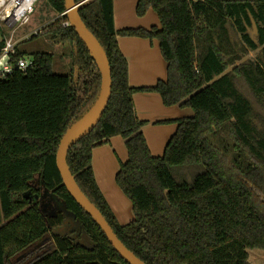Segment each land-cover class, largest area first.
Masks as SVG:
<instances>
[{
    "label": "trees",
    "instance_id": "1",
    "mask_svg": "<svg viewBox=\"0 0 264 264\" xmlns=\"http://www.w3.org/2000/svg\"><path fill=\"white\" fill-rule=\"evenodd\" d=\"M45 1L59 15L66 11L65 0ZM149 9L159 26L122 30L115 27L114 0H88L79 9L108 55L113 85L100 122L68 152L71 172L147 264H253L250 252L264 250V0H138V15ZM61 21L48 32L72 44L78 79L55 73L50 52L33 53L34 66L0 79V264H129L73 199L57 168L63 134L101 89L85 43ZM119 36L158 40L167 79L132 86ZM17 52L24 56L20 47ZM153 91L165 105L194 112L177 120L162 156L152 154L134 102L137 92ZM115 136L128 152L116 174L133 206L134 218L124 225L92 162L93 150ZM35 182L79 223L82 237L54 232L65 211L44 213L32 199L41 198Z\"/></svg>",
    "mask_w": 264,
    "mask_h": 264
},
{
    "label": "crops",
    "instance_id": "2",
    "mask_svg": "<svg viewBox=\"0 0 264 264\" xmlns=\"http://www.w3.org/2000/svg\"><path fill=\"white\" fill-rule=\"evenodd\" d=\"M138 0H114V21L117 30L159 26L158 14L149 9L144 15L137 13ZM1 41V40H0ZM119 47L129 64V83L137 87L154 86L167 79V62L159 41L137 36H119ZM134 102L140 119L145 121L143 132L153 155L162 156L167 143L176 132L177 120L194 114L190 107L167 106L159 92H137ZM118 156L127 160L125 140L112 137L108 143L93 150V169L96 181L117 220L127 224L134 218L131 200L116 182L119 170ZM123 156V157H122ZM123 160V159H122Z\"/></svg>",
    "mask_w": 264,
    "mask_h": 264
},
{
    "label": "water",
    "instance_id": "3",
    "mask_svg": "<svg viewBox=\"0 0 264 264\" xmlns=\"http://www.w3.org/2000/svg\"><path fill=\"white\" fill-rule=\"evenodd\" d=\"M86 2L65 0V8L67 12L66 15L70 21L71 26L75 28L80 39L85 43L88 51L90 52L91 57L96 62L98 70L101 74V89L95 103L77 121L72 123L63 134L56 155L57 168L62 176L63 184L65 185L73 199L85 212H87L93 218L94 222H96L101 227L109 242L122 256V258H124L129 264H147L132 250H130L117 236L101 210L88 198V196L80 188L75 176L71 172L70 166L67 161V156L70 148L84 136L89 134L100 122L112 94L113 83L111 75V65L108 55L98 38L88 29L79 13V9ZM26 197H29L31 199V192H28L26 194ZM39 197L40 196L38 194H35L34 198L32 199L38 200ZM64 210L66 211V209L63 208V211ZM68 214L71 216L69 212Z\"/></svg>",
    "mask_w": 264,
    "mask_h": 264
},
{
    "label": "rangeland",
    "instance_id": "4",
    "mask_svg": "<svg viewBox=\"0 0 264 264\" xmlns=\"http://www.w3.org/2000/svg\"><path fill=\"white\" fill-rule=\"evenodd\" d=\"M60 19L63 20L45 0H40L28 24L15 28L14 34L10 28H5L4 33L6 35L13 34L14 39L21 40L19 47L27 58H31L35 52L52 53L54 55L53 71L57 74L72 75L76 80L78 79L79 71L72 62V44L58 38L54 39L48 32L49 26ZM2 34L0 31V40H2ZM254 55L253 51H249V56ZM117 160H119V166L120 162H124V158H120L119 156ZM39 188L41 190L39 201L44 213L50 214L51 210L59 211L63 209L62 204L54 198L53 194L41 186ZM73 230L76 231L77 228ZM250 255L251 263L264 264V250L254 249L250 252Z\"/></svg>",
    "mask_w": 264,
    "mask_h": 264
},
{
    "label": "built area",
    "instance_id": "5",
    "mask_svg": "<svg viewBox=\"0 0 264 264\" xmlns=\"http://www.w3.org/2000/svg\"><path fill=\"white\" fill-rule=\"evenodd\" d=\"M87 0H84L86 2ZM40 0H0V31L3 45L0 46V79L11 75L14 70H27L34 66V60L26 56L18 57L21 40L14 39L15 28L31 21ZM66 11L60 14L65 27L71 26ZM66 17V19H64ZM5 28L12 29L11 35L4 33Z\"/></svg>",
    "mask_w": 264,
    "mask_h": 264
},
{
    "label": "flooded vegetation",
    "instance_id": "6",
    "mask_svg": "<svg viewBox=\"0 0 264 264\" xmlns=\"http://www.w3.org/2000/svg\"><path fill=\"white\" fill-rule=\"evenodd\" d=\"M37 183L38 182H35L34 185L39 188L40 186ZM55 199L59 202V200L57 198H55ZM59 211H63V209H61ZM59 211H53V210H51L50 214L57 213ZM63 213H64V217H65L64 224L61 225V226H59V227H57L54 230V232L55 233H58L61 236H71L72 235L74 237H79V236L82 237L81 236L82 233H81V229H80L79 223L77 221H74V219L68 214V212L65 211ZM74 228H77V230L74 231L73 230Z\"/></svg>",
    "mask_w": 264,
    "mask_h": 264
}]
</instances>
